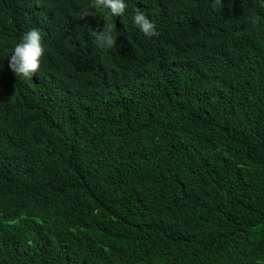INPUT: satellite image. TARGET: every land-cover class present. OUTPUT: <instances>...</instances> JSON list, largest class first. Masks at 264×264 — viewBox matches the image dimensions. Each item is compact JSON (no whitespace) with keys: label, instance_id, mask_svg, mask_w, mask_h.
<instances>
[{"label":"trees","instance_id":"16d2710c","mask_svg":"<svg viewBox=\"0 0 264 264\" xmlns=\"http://www.w3.org/2000/svg\"><path fill=\"white\" fill-rule=\"evenodd\" d=\"M91 3L0 0V264H264V0Z\"/></svg>","mask_w":264,"mask_h":264},{"label":"clouds","instance_id":"9594fccd","mask_svg":"<svg viewBox=\"0 0 264 264\" xmlns=\"http://www.w3.org/2000/svg\"><path fill=\"white\" fill-rule=\"evenodd\" d=\"M220 0H216L219 3ZM90 8L97 12H106L103 17L104 26L100 31H92L93 42L99 49H111L116 44V37L113 35V26L110 21L115 17H122L125 13L127 5L125 0H92ZM94 15L89 9H84L80 14V18ZM134 25L144 34L145 37L158 36L159 33L155 29V25L144 14L143 11L137 9L134 18ZM44 55V47L42 38L38 29H31L26 32L22 40L17 43L12 50L9 58V68L17 78L30 80L40 68L41 58Z\"/></svg>","mask_w":264,"mask_h":264}]
</instances>
